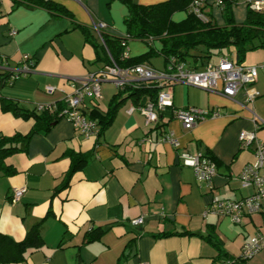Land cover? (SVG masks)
Masks as SVG:
<instances>
[{
	"label": "crops",
	"instance_id": "crops-1",
	"mask_svg": "<svg viewBox=\"0 0 264 264\" xmlns=\"http://www.w3.org/2000/svg\"><path fill=\"white\" fill-rule=\"evenodd\" d=\"M51 1L65 8L71 18L22 0H0V56L16 61L30 54L36 60L33 72L0 88V99L12 100L25 109L60 101L71 90L69 78L85 76L103 65L102 50L94 45L99 37L91 22H106L105 33L110 36L126 32L128 9L122 0ZM131 1L153 5L166 0ZM204 1L205 12L216 25H224L216 0ZM247 10L246 5L242 15V11L233 12L234 22H243ZM186 15V10H180L171 18L180 21ZM82 27L90 32L92 41L85 39ZM10 29L16 32L9 35ZM128 46L130 57L149 49L143 40H130ZM152 46L161 48L159 41ZM232 51L228 48L225 53ZM154 57L149 65L163 69L164 58L156 63ZM217 59L216 54L210 61ZM243 63L263 64L264 49L248 51ZM47 85L55 90L47 93ZM252 86L259 95L250 102L243 88L228 98L175 84V107L196 106L220 113L185 129L165 109L164 130L178 139L176 148L158 142L139 110L128 112L133 105L130 100L117 107L113 121L101 134L85 138L65 118L58 119L47 132L34 133L26 145L4 159L14 173L0 174V232L21 240L37 225L44 244L28 251L23 262L13 264H220V251L209 240L212 237L227 257L239 256L252 235L264 233V200L259 212L243 214L238 223L228 216L203 212L214 196L238 200L253 192V187L243 188L239 178L242 167L253 160V151L240 149L238 134L255 130L264 143L260 122L264 121V66L258 68ZM116 91L112 83L105 82L97 104L86 97L81 106L87 114L104 113ZM33 125V119L3 112L0 106V135L26 134ZM185 152H201L215 160L217 173L210 184L198 182L193 170L182 163L180 156ZM76 155L84 156L86 162L67 178L71 166L77 164ZM14 187L25 191L13 203ZM138 216H143V223L132 225L131 220ZM97 227L98 238L86 242L87 233ZM161 233L169 235L158 236ZM245 264H264V250Z\"/></svg>",
	"mask_w": 264,
	"mask_h": 264
},
{
	"label": "built area",
	"instance_id": "built-area-1",
	"mask_svg": "<svg viewBox=\"0 0 264 264\" xmlns=\"http://www.w3.org/2000/svg\"><path fill=\"white\" fill-rule=\"evenodd\" d=\"M204 0H193L190 10L197 16L204 18L202 11ZM221 4L222 0H217ZM247 6L254 11L264 10V0H248ZM106 22L93 23V29L97 32L100 42L102 33L108 29ZM15 29H10L9 35L15 33ZM151 41V39H150ZM121 45L124 51L122 58L129 57L127 40H122ZM30 54L22 55L18 60L12 61L8 57L0 56V73L6 74L7 84H11L15 79L33 72L34 63ZM260 65H247L238 63L232 54L222 53L218 55L216 62L208 61L201 69H192L184 62H168L165 68L156 69L148 63H139L132 66H119L110 57V61L98 69L87 73L85 76L69 78L70 92L65 93L60 100L63 108L61 113L85 138L97 135L99 124L96 119L86 113L81 106L84 98L91 99L94 105L101 98V85L110 82L116 88H123L130 84H140L151 82L157 86V93L154 98L148 97L141 106L132 105L128 112L137 109L145 118L146 125H154L158 119V112L171 108L172 116L178 119L185 129L191 128L198 121L205 118H215L220 115L218 110L204 109L196 106L175 107L172 101V88L175 84L195 86L206 91L219 93L228 98L235 96L238 90L244 89L246 100L252 101L259 92L252 86L257 79ZM55 88L51 85L45 87L47 93H52ZM57 101L36 103L38 111L57 109ZM260 121V120H259ZM264 125V121H260ZM257 128V127H256ZM158 142L168 143L173 147L179 146V141L170 131H165L158 136ZM240 149L252 148L253 160L247 162L239 173L241 186L243 188L253 187V192L242 199L234 200L229 198H219L214 196L205 208L203 214H213L217 216H228L232 222L238 223L243 214L257 213L262 209L264 200V143L261 142L252 131H241L238 134ZM148 141V139H147ZM184 165L189 166L198 182L210 184L216 175V162L210 156L201 152H185L180 156ZM24 187H14L11 190V202H16L24 193ZM143 223V216H138L131 220V224L139 226ZM264 249V233H257L250 237L240 253L242 259H250ZM231 260H226L222 264H232ZM139 264H146L141 262Z\"/></svg>",
	"mask_w": 264,
	"mask_h": 264
},
{
	"label": "trees",
	"instance_id": "trees-1",
	"mask_svg": "<svg viewBox=\"0 0 264 264\" xmlns=\"http://www.w3.org/2000/svg\"><path fill=\"white\" fill-rule=\"evenodd\" d=\"M29 5L45 8L56 16L71 18L70 13L62 6L57 5L51 0H22ZM128 9L124 18L126 32L124 36H110L102 33L104 43L94 42L96 48H101L103 65L110 61V57L119 66H132L139 63H148L150 58L155 55H161L164 58V68L168 62H184L192 69H198L205 65L212 56L225 53L228 48H233L232 56L238 63H242L248 51L255 48L264 49V10L254 11L248 8L246 18L241 23H235L231 12V3L234 0H222L220 7L222 9L224 25H216L209 13L205 12V1L202 11L205 19L196 15L190 10L193 0H166L153 5H141L131 0H122ZM186 10L187 15L180 21L172 20V13L175 11ZM87 41H92L90 32L82 27ZM151 39V41H150ZM122 40H143L148 44V51L128 58H122L121 54L124 47ZM159 41L161 48L154 49L152 43ZM201 48V49H199ZM36 66V60L31 55ZM149 64V63H148ZM6 74L0 73V88L7 84ZM157 86L151 82H144L137 85H126L123 88H116L112 95L108 108L104 113L91 111L89 114L96 119L100 125L99 134L108 127L115 117L117 107L125 100H130L133 105L141 106L148 97L154 98L157 93ZM57 109L36 110L25 109L12 100L0 99V106L3 112H11L14 116L23 119H33L32 129L26 133H14L12 136L0 135V174H12L14 168L6 166L4 159L21 149V145H26L34 133L47 132L58 119L63 118L61 109L63 105L57 101ZM172 115L171 108H166ZM165 112H158V119L154 125H149L151 130L156 132L157 136L162 135L165 123L162 121ZM76 165L71 166L67 178L77 167H81L85 162L84 156H74ZM192 235L195 233L185 232ZM167 233L158 234V236H168ZM99 236V227L90 230L85 238L86 242L93 241ZM211 236V234L207 235ZM208 238V237H207ZM218 251H220V264L226 260H231L232 264H245L248 259H242L240 256H226L221 250L220 242L214 237L209 238ZM44 244V240L39 233V229L33 226L24 238L14 240L10 236L0 232V264H13L23 262L28 251L37 250Z\"/></svg>",
	"mask_w": 264,
	"mask_h": 264
},
{
	"label": "rangeland",
	"instance_id": "rangeland-1",
	"mask_svg": "<svg viewBox=\"0 0 264 264\" xmlns=\"http://www.w3.org/2000/svg\"><path fill=\"white\" fill-rule=\"evenodd\" d=\"M216 4H218V6H220V4L217 2V0H216ZM222 5V4H221ZM246 5H247V2L245 3V1H243V2H241V3H236V1H233L232 3H231V12H232V14H233V12H235L236 14H238L240 11H242L241 12V15H242V13L245 11V8H246ZM232 17H233V15H232ZM242 18V17H241ZM244 18V17H243ZM233 19L234 20H236L235 19V17H233ZM98 22V21H97ZM91 26L93 27V23L91 22ZM95 33L97 34V32L95 31ZM128 49H129V46H128ZM154 59V61L157 63V62H162L163 61V58H161V57H159V56H156V57H154L153 58ZM162 64V63H161ZM112 85L114 86V88H116L115 87V85L112 83ZM264 250V249H263ZM262 251V250H261ZM260 251V252H261ZM258 254V253H257ZM251 259V258H250Z\"/></svg>",
	"mask_w": 264,
	"mask_h": 264
}]
</instances>
